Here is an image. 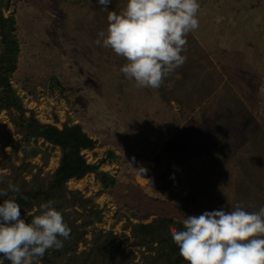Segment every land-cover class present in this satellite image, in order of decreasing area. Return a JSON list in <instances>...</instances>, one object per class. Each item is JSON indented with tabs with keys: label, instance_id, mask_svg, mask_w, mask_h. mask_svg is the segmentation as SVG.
I'll return each instance as SVG.
<instances>
[{
	"label": "rangeland",
	"instance_id": "1",
	"mask_svg": "<svg viewBox=\"0 0 264 264\" xmlns=\"http://www.w3.org/2000/svg\"><path fill=\"white\" fill-rule=\"evenodd\" d=\"M198 2L186 62L152 90L127 80L120 72L127 61L95 43L108 13L119 14L127 0L107 10L98 0H0L18 48L6 87L0 83V180L37 190L60 166L61 149L27 135L26 120L81 126L95 141L82 155L99 170L67 188L102 211L81 251L102 230L133 254L132 264H174L158 257L159 244L141 245L134 227L169 218L179 230L190 215L264 207V0ZM4 34L0 27V57ZM104 176L114 183L106 186ZM75 210H67L72 218ZM38 214L33 205L21 217Z\"/></svg>",
	"mask_w": 264,
	"mask_h": 264
},
{
	"label": "clouds",
	"instance_id": "2",
	"mask_svg": "<svg viewBox=\"0 0 264 264\" xmlns=\"http://www.w3.org/2000/svg\"><path fill=\"white\" fill-rule=\"evenodd\" d=\"M111 2L98 0L104 10ZM199 10L198 0H127L119 14L108 13L107 30L98 33L95 43L127 61L120 72L137 88L158 90L186 62L182 53L187 35L199 28ZM259 93L264 94V85ZM129 165L136 175L146 171ZM20 191L11 183L0 189V196L14 194L0 205V264L5 260L42 264L49 249L63 248L71 229L51 200L42 203L41 214L26 223L16 202ZM169 231L187 264H264V207L254 212L237 206L190 215L181 229L169 225Z\"/></svg>",
	"mask_w": 264,
	"mask_h": 264
},
{
	"label": "trees",
	"instance_id": "3",
	"mask_svg": "<svg viewBox=\"0 0 264 264\" xmlns=\"http://www.w3.org/2000/svg\"><path fill=\"white\" fill-rule=\"evenodd\" d=\"M13 19L5 18L0 15V27L4 34V42L8 47V51L0 57V83L2 87L4 81H7V74L14 66V57L18 52L17 46H14L10 36L13 26ZM4 94L0 87V96ZM2 100V98H0ZM17 110L21 108L16 106ZM10 108H14L12 105ZM16 110V109H15ZM25 122V121H24ZM27 135L35 138H42L45 141L59 147L62 152L61 163L56 171L54 179L51 183L41 189L32 191H20V195L16 197V202L21 206V212H26L35 206L46 203L49 200L54 201L53 207L60 211L63 215L64 222L71 229L70 238L63 241L61 250L49 249L44 258V264H132V253L124 251L121 245L116 243V236L111 233H104L102 230H93L92 247L85 250H79L80 244L85 246L84 236L87 234V228L94 226L100 222L102 211L98 205L91 199L85 198L80 192L69 191L67 182L72 179L80 180L90 173H96L99 169L97 166L89 164L82 155L83 150L92 148L95 145L93 141L79 125L65 126L59 129L52 125L40 123L35 118L26 120ZM25 123H23L24 125ZM15 179H19L18 177ZM13 179L5 177L0 180V189H7L9 183ZM102 182L106 185H112L113 179L104 176ZM13 193L9 192L7 197H0V205L5 199L11 198ZM21 197H27L22 199ZM75 210V217L70 215L67 210ZM85 221L81 225L76 224L78 217ZM22 218V217H21ZM25 220V219H24ZM30 223L31 220H25ZM174 219L159 218L150 224H141L134 227L133 233L142 245H152L157 243L160 245L157 250L158 257H165L168 263L175 259L174 264H185V260L180 256L178 246L172 241L169 231V225H176ZM62 239V238H61ZM2 257V254H0ZM4 264H11V261L5 260Z\"/></svg>",
	"mask_w": 264,
	"mask_h": 264
}]
</instances>
